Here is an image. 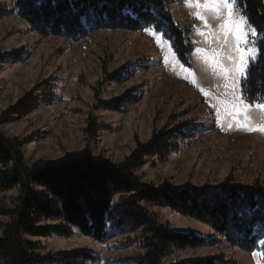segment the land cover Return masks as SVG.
Wrapping results in <instances>:
<instances>
[{"label":"rangeland","instance_id":"374dc122","mask_svg":"<svg viewBox=\"0 0 264 264\" xmlns=\"http://www.w3.org/2000/svg\"><path fill=\"white\" fill-rule=\"evenodd\" d=\"M14 1L0 0V115L11 110L0 128L7 138L23 143L26 166L37 160L54 165L82 159L85 153L117 163L134 150L136 142L144 144L162 136L167 137L166 145L177 149L144 156L145 163L134 173L146 185L173 194L192 189L211 194L255 181L264 185V134L226 125L221 130L204 96L182 78L194 72L202 87L216 91V81L204 75L195 53L197 48L208 47L196 35L201 22L193 19L184 0L166 1L174 22L189 32V67L176 59L170 43L151 28L162 36L164 52L145 29L99 30L77 42L40 36L18 17ZM125 68L130 73L122 81L104 78ZM126 94L137 95V100L121 112L98 106ZM90 123H94L93 132ZM176 130L184 138L173 137ZM18 194L15 188L0 190V209L11 208ZM144 207L167 230L218 237L209 227L165 204ZM112 217L107 231L114 230V236L103 243L78 233L70 238L44 233L24 240L37 245L42 255L81 249L96 256L94 264H135L144 253L142 228L126 195L114 196ZM8 222L0 215V236ZM60 223L40 217L35 221L47 228ZM263 246L264 240L245 252L218 237L213 246L174 251L162 262L210 258L222 264H264Z\"/></svg>","mask_w":264,"mask_h":264},{"label":"trees","instance_id":"16d2710c","mask_svg":"<svg viewBox=\"0 0 264 264\" xmlns=\"http://www.w3.org/2000/svg\"><path fill=\"white\" fill-rule=\"evenodd\" d=\"M16 14L35 33L43 37H59L73 42L99 30L140 31L151 28L161 33L184 66L189 67V32L173 20L166 0H15ZM237 7L245 20L257 28V56L249 63L240 92L248 99L264 96V0H238ZM130 69L107 80L122 81ZM137 95L126 94L115 101L100 102L99 108L121 112L135 103ZM7 110L0 115V127L10 117ZM8 114V115H7ZM94 123H90V131ZM175 138H184L176 130ZM167 137L153 136L146 143L136 142L134 150L123 160L111 163L101 156L71 159L51 165L37 160L26 166L21 152L22 142L7 138L0 128V190L17 189L19 194L9 209L0 215L9 218L0 236V264H94L95 255L86 250L39 254V247L25 236L49 233L70 238L75 233L98 243L114 236L107 231L113 222L112 202L115 195H126L142 228L144 253L135 264H164L174 251L203 248L217 244L218 237L245 252L253 251L264 240V185L255 181L247 187L220 189L204 194L188 190L178 194L155 189L142 183L135 171L144 156L155 152L170 153ZM160 202L185 217L209 227L218 237H203L194 232H177L159 225L144 205ZM143 204V205H140ZM61 222L50 228L35 224L36 218ZM264 262V246L262 247ZM172 264H222L213 259H189Z\"/></svg>","mask_w":264,"mask_h":264},{"label":"snow or ice","instance_id":"6c2138e0","mask_svg":"<svg viewBox=\"0 0 264 264\" xmlns=\"http://www.w3.org/2000/svg\"><path fill=\"white\" fill-rule=\"evenodd\" d=\"M238 0H184L194 20L202 27L196 35L208 46L197 48L195 53L205 76L215 80L216 91L202 87L194 72H187V79L205 98L216 114V124L221 130L236 128L245 132L264 134V96L259 100L246 98L240 92V81L245 77L249 62L256 59L258 30L248 23L237 7ZM215 21V26L213 25ZM146 34L158 42L164 52L162 36L151 29ZM167 51L170 53L171 48ZM261 51H264L262 47ZM168 56H164L168 64ZM173 56V60H174ZM253 258L257 254L252 253Z\"/></svg>","mask_w":264,"mask_h":264}]
</instances>
